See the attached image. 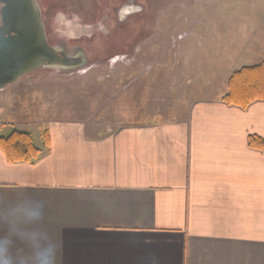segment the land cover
Listing matches in <instances>:
<instances>
[{
  "label": "crops",
  "instance_id": "crops-1",
  "mask_svg": "<svg viewBox=\"0 0 264 264\" xmlns=\"http://www.w3.org/2000/svg\"><path fill=\"white\" fill-rule=\"evenodd\" d=\"M225 93L111 130L55 122L32 164L0 150V213L43 201L59 264H264V149L250 146L264 101L240 108ZM13 250L28 253L15 238Z\"/></svg>",
  "mask_w": 264,
  "mask_h": 264
},
{
  "label": "rangeland",
  "instance_id": "rangeland-1",
  "mask_svg": "<svg viewBox=\"0 0 264 264\" xmlns=\"http://www.w3.org/2000/svg\"><path fill=\"white\" fill-rule=\"evenodd\" d=\"M39 1L53 9L44 16L50 41L70 54L83 47L89 63L0 89L2 137L17 129L40 145L55 122L111 130L175 119L195 97L225 86L226 95L236 71L264 58V0H125L118 11L114 0Z\"/></svg>",
  "mask_w": 264,
  "mask_h": 264
},
{
  "label": "water",
  "instance_id": "water-1",
  "mask_svg": "<svg viewBox=\"0 0 264 264\" xmlns=\"http://www.w3.org/2000/svg\"><path fill=\"white\" fill-rule=\"evenodd\" d=\"M0 89L41 69L81 67L49 45L36 0H0Z\"/></svg>",
  "mask_w": 264,
  "mask_h": 264
},
{
  "label": "clouds",
  "instance_id": "clouds-1",
  "mask_svg": "<svg viewBox=\"0 0 264 264\" xmlns=\"http://www.w3.org/2000/svg\"><path fill=\"white\" fill-rule=\"evenodd\" d=\"M44 216L41 200L17 203L0 213V223L8 228V234L0 236V264H59L61 244L41 226ZM14 238L24 242L27 255L14 252Z\"/></svg>",
  "mask_w": 264,
  "mask_h": 264
},
{
  "label": "trees",
  "instance_id": "trees-1",
  "mask_svg": "<svg viewBox=\"0 0 264 264\" xmlns=\"http://www.w3.org/2000/svg\"><path fill=\"white\" fill-rule=\"evenodd\" d=\"M223 101L240 108H247L256 101H264V63L236 71L229 79L228 91ZM46 136L47 132L44 134L45 138ZM250 146L264 149V140L251 137ZM0 150L10 164H32L41 155V149L36 146L32 135L17 129L6 137L0 136Z\"/></svg>",
  "mask_w": 264,
  "mask_h": 264
},
{
  "label": "flooded vegetation",
  "instance_id": "flooded-vegetation-1",
  "mask_svg": "<svg viewBox=\"0 0 264 264\" xmlns=\"http://www.w3.org/2000/svg\"><path fill=\"white\" fill-rule=\"evenodd\" d=\"M37 1V4H38V6H39V8H40V11H41V17H42V20H43V23H44V20H45V17H46V14L48 15V14H51L50 13V11L52 10L53 11V9H52V7L50 8H46L45 7V5L44 4H42V3H40V1L39 0H36ZM124 1L125 0H114L113 2H114V6H113V8H114V10H116V11H118L123 5H124ZM139 6H140V4H139ZM140 8V7H139ZM45 16V17H44ZM118 16V15H117ZM0 21H1V17H0ZM1 25V24H0ZM44 27H45V31H46V26L44 25ZM46 35H47V39H48V43H49V45H51L52 47H54L55 49H57V50H59V51H61L62 50V52L68 57V58H70V59H76V58H78L79 56H84L85 57V59H86V62H85V64L84 65H86V64H88L89 63V58H87V56H86V53H85V50L83 49V47H80V50L78 49L79 47H75V49L77 50L76 52H74L73 54H70L69 52H67L65 49H62V48H59V47H57V46H55L56 44L55 43H53L52 41H50V36L48 35V33H46ZM125 36V35H124ZM124 36H123V38H124ZM52 40V39H51ZM127 43H130L129 42V40L128 41H126L125 42V40H124V47L123 48H125V46L127 45ZM126 51V50H125ZM124 51V49H123V52H125ZM92 53H90L89 55H91ZM97 54V53H96ZM77 68H80V67H72V68H64V67H58V68H51V69H48V70H51V71H67V72H70V71H73V70H75V69H77Z\"/></svg>",
  "mask_w": 264,
  "mask_h": 264
}]
</instances>
